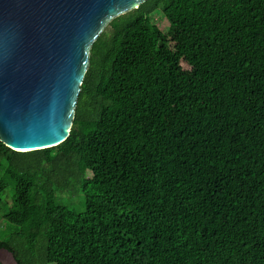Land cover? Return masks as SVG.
Here are the masks:
<instances>
[{"label": "trees", "instance_id": "16d2710c", "mask_svg": "<svg viewBox=\"0 0 264 264\" xmlns=\"http://www.w3.org/2000/svg\"><path fill=\"white\" fill-rule=\"evenodd\" d=\"M5 194L17 264H264V0H145L111 19L68 137L0 141Z\"/></svg>", "mask_w": 264, "mask_h": 264}, {"label": "water", "instance_id": "95a60500", "mask_svg": "<svg viewBox=\"0 0 264 264\" xmlns=\"http://www.w3.org/2000/svg\"><path fill=\"white\" fill-rule=\"evenodd\" d=\"M143 1L0 0V141L15 151L63 142L92 43Z\"/></svg>", "mask_w": 264, "mask_h": 264}, {"label": "rangeland", "instance_id": "374dc122", "mask_svg": "<svg viewBox=\"0 0 264 264\" xmlns=\"http://www.w3.org/2000/svg\"><path fill=\"white\" fill-rule=\"evenodd\" d=\"M153 21H155L158 26L161 28H165L167 25V21L164 18V16L161 13H156L153 15ZM10 195L9 191L7 193ZM7 198V195L2 196V203L0 204V238L6 237L11 232H14L17 230V227L8 223L6 220L2 218V215L4 214L6 210V206L4 205V202ZM0 264H17L14 260L12 254L6 250L0 249Z\"/></svg>", "mask_w": 264, "mask_h": 264}]
</instances>
